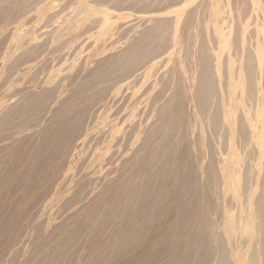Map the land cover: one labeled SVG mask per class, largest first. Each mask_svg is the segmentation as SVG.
<instances>
[{
  "label": "bare ground",
  "instance_id": "1",
  "mask_svg": "<svg viewBox=\"0 0 264 264\" xmlns=\"http://www.w3.org/2000/svg\"><path fill=\"white\" fill-rule=\"evenodd\" d=\"M43 1L0 0V31L5 30L3 24L6 21L12 22L27 10L35 8L37 13L46 10L44 6L37 7ZM175 1L96 0L102 5H128L134 7L135 11L142 8L143 12L144 9L148 11L151 8L152 11L163 5H172ZM52 3L46 4L47 8L55 4ZM193 3L191 1L190 5ZM198 3L188 10L183 8L176 11L173 18L165 15L148 18L146 23L141 24V31L126 29L128 27L123 31V28H118L120 25L105 31L103 28L108 19L103 16L95 21L96 24L100 22L101 28L94 42H91L100 66L84 81L71 83L70 94L51 118L53 133H44L39 139L44 156L58 155L62 150L61 143L76 133L85 115L90 114L97 104L101 105V110L96 115V123L85 134L86 143L105 137L109 131L114 135L126 136L122 123L132 126L126 142L120 144L118 141L114 146L118 151L121 149L129 155L134 154L139 162L119 164L117 170L121 175L111 178L119 183V189L114 198L104 203L103 221L97 222L98 215L87 216V219L95 221L94 225L92 221H85L90 233L87 249L93 255L88 262L153 264L162 259H172L182 255L181 250H189L194 235L192 226L201 224L202 231L195 235L197 248L202 249L205 238L210 241V254L204 255L199 264L211 260H215V264H228V248L222 239L225 235L231 238L238 235L239 223L243 220L245 223L250 221L252 229L259 235L260 249L255 254L258 263H264V0H204ZM65 4L52 14L50 21L56 14L66 11ZM182 15L185 17L180 23ZM1 32L0 51L4 57H8L9 45L24 43L25 35L11 37L9 33L5 35L6 32L1 36ZM80 36L69 37L50 51L47 40L41 36L39 42L27 46L25 51L15 56L12 65L31 64L33 67L26 76L30 78V85H35L46 78V59L58 57L59 61L62 59L60 57L75 51ZM124 38L127 41L121 42ZM183 41L186 52L180 69L161 72L171 60L175 44ZM46 52L48 55L43 57ZM80 67L69 69L70 74L73 72L72 80ZM139 71L141 79L136 86L114 81L115 78L122 80ZM56 86L35 87L24 97L16 99L7 110L11 117L7 121H0V135L7 134L12 126L32 124L46 111ZM19 88L16 93L24 89ZM121 88L130 90L131 94L133 89L136 91L132 94L134 97L127 114L112 128L108 121L111 114L107 98ZM138 104L143 109L141 114L137 109ZM188 105L194 109L191 121L186 113ZM253 122L257 124L256 127L252 126ZM50 145H53V150L49 153ZM107 150L98 154L93 161L98 163L104 160ZM170 150L174 169L161 165L167 160ZM221 152L228 154L225 160H220ZM80 153L62 166L56 165L59 174L46 179V189L51 191L53 197L58 198L65 191L69 178L76 179L79 163L76 160ZM162 158L166 160L159 162ZM218 164L220 169L226 167L229 174L227 181L216 177L214 170ZM261 165L263 171L258 178L259 190L252 200L251 210L243 217L236 216L232 224L225 222L223 227L221 220L231 215V210L226 208L227 203L230 199L250 198L249 192L245 193L246 185L260 171ZM126 171L136 178L131 183L125 182ZM31 175L32 172L27 176L31 178ZM219 184L223 186L221 195L216 191ZM170 185L177 186V190L171 189ZM63 186L64 190L60 189V192L58 188ZM34 196L29 193L28 200H33ZM74 196L73 200L71 195L69 197L70 208ZM112 202L115 206L110 205ZM116 202L120 205L117 206ZM23 213H27L24 207L18 206L13 209L9 219L18 218ZM115 214L119 217V225L117 227L115 224L117 228L112 236L102 242L101 230ZM18 235V228H13L6 235L1 226L0 244H19ZM147 243L155 247L149 255L142 254L138 258L125 256V252L146 250ZM235 244L239 245L241 252L237 253L238 263L242 264L245 246H240L238 242ZM109 247L114 248L113 252L105 254L104 250ZM0 254L4 256L5 252ZM186 260L176 259L175 264H185ZM10 264H34V261L17 256L10 260Z\"/></svg>",
  "mask_w": 264,
  "mask_h": 264
},
{
  "label": "rangeland",
  "instance_id": "2",
  "mask_svg": "<svg viewBox=\"0 0 264 264\" xmlns=\"http://www.w3.org/2000/svg\"><path fill=\"white\" fill-rule=\"evenodd\" d=\"M191 1H194L192 5H190ZM197 1L200 3L204 0H177L174 2L175 4L161 6V8H159L160 10L152 9L151 11V8H149L150 10L148 9V11H146L147 9H144L143 12L142 8L140 10L136 8L137 11H135L133 10L135 9L134 7L127 5L124 7L120 6L121 9L119 6L117 7V5H112L113 3L102 5L101 3H97L96 0H44L37 6L39 8L42 6L45 7L44 9L46 10L41 11V13H37L35 8L27 10L22 13V15H17L12 22L6 21L3 24L5 30L2 32L0 31L1 36L7 32L5 35L9 33L11 37L23 34L25 35V39L24 43L18 44L17 46L14 44H12V46L9 45L7 48L8 57H4L1 53L2 51H0V121H7L11 117L7 112L8 108L16 99L24 97L27 92L32 91L35 87L58 85L55 87L53 98L49 102L46 111L39 115L32 124L28 126H12L8 129L7 134L0 135V229L1 226H3L6 235H9L13 228H18L19 230V244H0V252H5L4 256L0 254V264H10V260L17 256L27 257L29 261H34V264H99L98 260L88 262L93 255L91 250H88V236L90 233L85 221H92V219H87V216L91 214L95 216L98 215L97 222L103 221L105 212L104 203L109 200V198H114L115 192L119 189V183L111 179L115 175H121V172L117 170L119 164H128L132 161H138L134 154L129 155L122 152L121 149L118 151L115 149L116 146H114L118 141H120V144L126 142V139L130 136L132 126L125 122L122 123L126 136H119L118 133L114 135L109 131L106 133L107 135L105 137L95 138L93 143H86L85 134L96 123V115L101 110V105L97 104L92 107L93 110L90 114L85 115L76 133L61 143L62 150L58 155L50 157L44 156L39 146V139L44 133H53L54 130L51 127V118L59 111L61 102L70 94L71 83L84 81L100 66V61L97 60L98 55H95L92 51V44L101 28L100 22L96 24L95 21L101 19L103 16L106 17L108 20L103 28L105 31L116 25H120L118 28H123V31L129 28L141 31L143 29V25L141 24L146 23V19L151 17L158 18L162 15L173 18L176 11L183 8L188 10L194 4L197 5ZM48 3H52L53 5L47 8L46 4ZM64 3H66V11L56 14L50 21L52 14ZM29 17L31 18L29 19ZM184 17L185 16L182 15L180 23L183 22ZM19 24L22 25L19 27ZM125 27L128 28L125 29ZM44 33L46 34L44 35ZM41 36L47 40V46L49 45L48 51L59 43L66 41L69 37H80L77 40L78 46L75 48V51H71L72 53L60 57L62 59L59 61L58 57L47 58L45 61L46 72L48 71V73H46V78H43V81H38L35 85H30V78L28 79L26 74L33 66H31V64L15 66L12 65V61L15 56L25 51L27 46L39 42ZM28 38H30V40ZM122 41H127V39L124 38L121 42ZM183 43L184 41L175 44L172 50L173 54L171 60L168 62L170 67L166 65L161 69V72L180 69V63L184 62L183 60L186 52ZM47 55L48 53L46 52L43 57ZM78 64H80L81 67L78 66ZM28 65L30 67H28ZM77 67H80V70L75 74V78L72 80L71 76L73 72L71 71L70 74L69 69ZM161 72H159V75H161ZM159 75H157V78ZM140 79L141 74L139 71L133 75H127L122 80L121 78H115L114 81H120L118 84L136 86ZM25 80L28 84L27 82L25 83ZM19 87L24 89L22 92L16 93ZM14 89L15 91H13ZM121 89L122 90L117 89L107 98V107L111 114L110 117H108V121L112 128L116 122L122 121L127 114L129 105L134 97L132 94H135L136 91L133 89L131 94L130 90H126L125 88ZM231 106L232 102L230 103V107ZM137 109L140 110V114L143 112L140 104L137 105ZM193 110V107L190 105L186 107L189 121L192 120ZM252 126L256 127L257 124L253 122ZM110 134L112 136H110ZM112 145L114 147H111ZM52 150L53 145H50V147H48L49 153ZM106 150L107 152L105 154V159L103 158L104 160L98 163L93 161L98 154H102ZM171 150L168 152L169 156L167 160L166 158H162L159 162L166 160L161 165L165 167L170 166L171 169H174L175 163L171 161ZM78 152H81V155L76 160V163L79 160L76 179L69 178V184H67L65 191H63L65 186L59 187L58 190L60 192L62 190L63 193L61 192L58 198L53 197L54 195L51 194V191L46 189V179L48 177L57 176L60 171H57L59 167H56V165L59 164L62 166L70 162ZM227 156V153L223 155L221 152L220 160H222V158L225 160ZM255 162L256 159L254 158V163ZM47 169L51 171L48 172ZM262 171L263 167L259 172L257 171L256 176H252L248 180L246 185L247 191L245 193L249 192L250 198H244L245 200L230 199L227 203L226 208L231 210V215L229 218L221 220L223 227L225 222L232 224L236 216L243 217L245 213L251 210L253 205L252 200L259 190L258 178ZM30 172L33 173V175H31L32 177L30 176L31 178L27 176ZM214 173L216 177L218 176L220 179H226L227 181L229 174L226 167L220 169V165L218 164ZM124 176L127 179L125 181L126 183H131L132 179H136L130 175L128 171L124 173ZM170 186L171 189L177 190V186ZM216 191L219 195L223 193L222 184L217 186ZM29 193L35 194L31 201L28 200ZM73 196L74 203L70 208L69 202L70 198L73 200ZM110 205L115 206V203L112 202ZM116 205L119 206L120 203L116 202ZM18 206L24 207L27 213H23L18 218L9 219V215L12 213L13 209ZM122 215L123 212H121L120 216ZM119 222V217L116 216V214L106 221L100 233L102 242L107 241L112 236ZM92 224H95L94 220ZM202 229L201 224L192 226L194 235L191 238L190 248L189 250H181L182 255L175 256L172 259H162L153 264H163V262L175 264L176 259L179 258H187L185 264H199L204 255L210 254V241L205 238L202 242V249L198 250L197 248L195 235L197 233L199 234ZM239 230L240 233L232 238L226 235L224 236V240L221 238L230 252L226 250L228 264H239L237 253L240 254L241 252H239V245L235 244L236 242L240 243V246H245V252H242L244 255L242 264H259L257 260L258 257L255 254L260 249L261 244L258 233L252 229L250 221L245 223L242 220L239 223ZM145 248L146 250L136 253L125 252V256L138 258L142 256V254L149 255L154 251L155 247L147 243ZM113 250V247H109L104 250V253L108 254L113 252ZM110 264H118V262L114 261ZM206 264H215V260H211Z\"/></svg>",
  "mask_w": 264,
  "mask_h": 264
}]
</instances>
